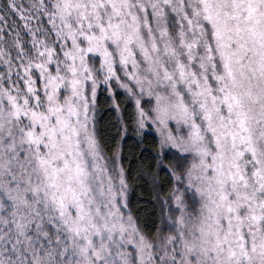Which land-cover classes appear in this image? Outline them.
<instances>
[{
    "label": "snow or ice",
    "instance_id": "1",
    "mask_svg": "<svg viewBox=\"0 0 264 264\" xmlns=\"http://www.w3.org/2000/svg\"><path fill=\"white\" fill-rule=\"evenodd\" d=\"M0 264H264V0H0Z\"/></svg>",
    "mask_w": 264,
    "mask_h": 264
}]
</instances>
